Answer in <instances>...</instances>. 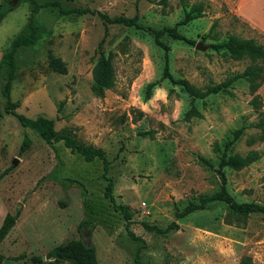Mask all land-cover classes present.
Returning a JSON list of instances; mask_svg holds the SVG:
<instances>
[{
    "label": "rangeland",
    "instance_id": "rangeland-1",
    "mask_svg": "<svg viewBox=\"0 0 264 264\" xmlns=\"http://www.w3.org/2000/svg\"><path fill=\"white\" fill-rule=\"evenodd\" d=\"M34 2L40 6L32 17L35 42L19 47L14 57L15 111L31 120H51L56 135L103 151L112 195L127 210L131 236L122 215L103 197L107 182L101 161L85 163L62 141L45 144L36 130L4 113V74L0 173L8 174L0 183V214H19L0 244L4 264H32V256L41 258L72 239L91 244L99 264H239L244 257L264 264V213L236 215L224 203L212 202L205 210L175 217L187 204L221 192L218 164L227 142H232L228 155L255 151L260 157L241 170L222 169L225 192L236 203L264 207V131L255 127L264 114V81L251 92L240 80L204 100L191 99L173 83L184 79L204 90L253 64L246 55L236 59L214 45L231 36L264 44V29L240 11L251 9L264 21V2ZM198 3L202 16L182 24L184 13ZM31 9L29 0H21L0 22V55L14 38L28 35ZM117 17L135 18L139 28L111 21ZM101 57L110 58L114 83L97 94L91 72ZM53 59L65 63V74L49 68ZM192 107L200 115L186 120ZM23 135L31 145L19 156ZM40 264L70 263L44 259Z\"/></svg>",
    "mask_w": 264,
    "mask_h": 264
},
{
    "label": "trees",
    "instance_id": "trees-1",
    "mask_svg": "<svg viewBox=\"0 0 264 264\" xmlns=\"http://www.w3.org/2000/svg\"><path fill=\"white\" fill-rule=\"evenodd\" d=\"M21 0H1L0 2V22L3 18L12 10L17 8ZM32 5L30 12L29 20L26 24V28L29 30L27 36L19 35L14 38L10 46L4 50L0 57V76L6 74L5 84L2 87L1 94L5 99V105L3 111L5 114L12 115L16 117L21 127L32 128L37 131L41 140L48 145H51L54 142L62 141L63 146L69 150L71 154H78L82 157L85 163L93 162L94 160H99L102 162V177L107 182L104 187L103 197L108 201L112 210L118 212L122 215L125 221V231L128 236H131L128 223L130 217L127 213V210L123 206L115 204L114 197L112 195L113 184L111 179L107 176L109 169V163L106 160L102 150L83 146L77 144L73 138L67 135H56L53 127V122L51 120L45 119L41 116L37 117L34 120L28 119L21 114H18L15 109L18 107L16 103H13L10 97V89L12 81L15 77L16 63L14 61L15 53L19 47H25L34 44L36 29L33 24L32 17L38 12L40 6H38L34 0H29ZM203 4L198 3L190 7L188 11L184 13V18L182 24H187L195 18L202 16ZM114 23H122L127 26H133L139 28L136 24L135 18L125 19L122 17H117L111 20ZM171 37L179 40H184L189 42L185 38L174 33V29L165 30ZM216 50L225 49L226 51L231 52L236 55V59L242 55L248 56L253 64L247 66L245 70L240 74H235L229 79L217 84L207 86L204 90H199L192 86L188 81L181 79L173 81L175 84H179L187 93V95L193 100H204L209 95L217 94L219 92H226L227 89L234 83L240 80H244L248 83L251 92H255L258 87L264 81V44H257L253 39L242 40L236 36H231L227 41L222 44L214 45ZM49 68L59 74L66 73V65L60 59H53L49 63ZM92 90L94 93L102 94L104 90L110 89L114 83V74L113 68L110 61V58L101 57L92 68ZM154 85V84H152ZM251 105L254 108L259 107V101L257 98L251 100ZM200 114L197 110L192 107L189 111L184 114L186 120L191 119L192 117H198ZM2 112L0 111V117ZM255 127L260 128L264 131V114L260 115V119L255 124ZM242 130H238L234 134V139H236ZM232 142H227L224 145V150L221 152L219 157V168L218 173L222 180V190L219 193H216L209 197H204L200 200L199 204L189 203L181 212L175 214L176 218H183L190 213L195 211L205 210L207 205L212 202H221L226 205V208L229 212L241 215L248 216L253 213H264V207L248 204V203H236L230 195H228L224 190V175L222 169L230 168L233 170H241L256 160L259 159L260 155L258 152L250 151L246 155L241 156L237 154L228 155L225 153V150L229 147ZM31 140L27 135H23V139L18 149V155L21 156L24 152L30 147ZM216 151L219 152L218 149ZM204 165H209L206 161L201 160ZM8 174V171L5 170L0 173V183L3 178ZM19 214L16 212L14 215L6 213L2 223L0 225V244L5 239L10 230L14 227ZM174 225L171 223L169 226ZM149 228L148 226H145ZM170 228V227H169ZM46 260L52 261H63L69 262L70 264H99L95 256L94 247L91 244L86 245L80 239H72L65 241L55 247L45 254ZM3 261V257L0 255V263ZM32 264H40L42 262L40 256H32L30 258ZM136 264H139L136 261ZM239 264H251V259L249 257H244L240 260Z\"/></svg>",
    "mask_w": 264,
    "mask_h": 264
},
{
    "label": "crops",
    "instance_id": "crops-1",
    "mask_svg": "<svg viewBox=\"0 0 264 264\" xmlns=\"http://www.w3.org/2000/svg\"><path fill=\"white\" fill-rule=\"evenodd\" d=\"M0 2H1V0H0ZM264 2V0H262V3ZM241 11V13L247 18V19H249L250 21H252L253 23H255V24H257L258 26H260V27H262L263 29H264V21L262 20V21H260L259 20V16H258V14L256 13V12H254V11H252L251 9H245L244 7H243V9H241L240 10ZM5 18V17H4ZM257 21H259L260 23H261V25H260V23L259 22H257ZM2 54V53H1ZM0 57H1V55H0ZM5 214H6V212L4 211L3 213H1L0 215H1V217H3L4 218V216H5ZM3 220V219H2ZM2 223V222H1ZM1 225V224H0ZM8 235V234H7ZM0 264H4V262L2 261Z\"/></svg>",
    "mask_w": 264,
    "mask_h": 264
},
{
    "label": "water",
    "instance_id": "water-1",
    "mask_svg": "<svg viewBox=\"0 0 264 264\" xmlns=\"http://www.w3.org/2000/svg\"><path fill=\"white\" fill-rule=\"evenodd\" d=\"M15 163H16V159L13 160V164H15ZM44 259H45V256H42L41 260L43 261Z\"/></svg>",
    "mask_w": 264,
    "mask_h": 264
}]
</instances>
